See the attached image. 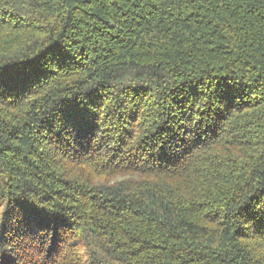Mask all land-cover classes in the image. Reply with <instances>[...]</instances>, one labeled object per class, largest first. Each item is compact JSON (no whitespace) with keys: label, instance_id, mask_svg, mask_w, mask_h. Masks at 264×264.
<instances>
[{"label":"trees","instance_id":"1","mask_svg":"<svg viewBox=\"0 0 264 264\" xmlns=\"http://www.w3.org/2000/svg\"><path fill=\"white\" fill-rule=\"evenodd\" d=\"M0 209V264L71 229L111 246L77 262L264 264V0H0Z\"/></svg>","mask_w":264,"mask_h":264},{"label":"rangeland","instance_id":"2","mask_svg":"<svg viewBox=\"0 0 264 264\" xmlns=\"http://www.w3.org/2000/svg\"><path fill=\"white\" fill-rule=\"evenodd\" d=\"M119 178H124V177H119ZM81 234H83L82 237H81ZM63 237L64 238L62 239V241L56 245V249H54V251H52V254L49 255V258L46 252L44 254L39 253L36 255L39 258L43 256L45 259H47L45 260L47 264H55L58 260L60 262L62 261V257L64 254L66 255L67 253L70 252V255L68 256L72 264H82L83 262L84 264H89L85 261H80V262L75 261V258L77 256H80V254L83 253L79 250L78 251L75 250V249H79V247L84 244L83 241L77 242V240H79V237L82 238L83 240L87 239V241L91 243L92 249L95 250L97 254H100L101 250L110 251L111 249V246L107 243L108 238L106 237V235H104V233H101L100 230L99 231L97 230L96 233H91V232L83 233L80 230L75 231L71 229V230H67ZM75 240H76V244L73 246V248H71L70 244H72V242H74ZM73 251H75L76 253H74ZM77 252H78V255H77Z\"/></svg>","mask_w":264,"mask_h":264}]
</instances>
